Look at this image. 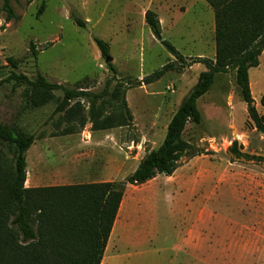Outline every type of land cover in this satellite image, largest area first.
<instances>
[{
	"label": "rangeland",
	"instance_id": "rangeland-1",
	"mask_svg": "<svg viewBox=\"0 0 264 264\" xmlns=\"http://www.w3.org/2000/svg\"><path fill=\"white\" fill-rule=\"evenodd\" d=\"M3 6L0 0V81L13 72L31 80L40 73L53 83L91 93H100L108 80L111 91L117 85L126 89L132 125L94 131L87 99L81 104L88 124L81 129L77 121L64 120V114L51 120L57 101L26 109L24 87L0 86V124L38 141L75 129L91 168L82 171V181L67 186L89 184L86 176L98 174L125 182L146 154L162 145L178 108L207 71L194 65L170 71L151 86L128 89L129 81H142L175 61L147 26L146 12L158 16L163 40L187 63L216 57L215 14L204 0H12L11 21ZM96 39L109 45L118 75L102 58ZM9 58L20 62L18 70L8 64ZM260 61L249 74L255 107L264 116V54ZM104 109L105 117L120 113L121 100H109ZM198 109L202 122L188 124L184 139L205 155L183 162L172 178L127 186L103 264H264V134L249 118L236 73L218 75ZM95 132L105 138L91 141ZM235 142L238 153L232 154ZM41 145L30 150L29 168ZM109 253L122 258L110 261Z\"/></svg>",
	"mask_w": 264,
	"mask_h": 264
},
{
	"label": "trees",
	"instance_id": "trees-1",
	"mask_svg": "<svg viewBox=\"0 0 264 264\" xmlns=\"http://www.w3.org/2000/svg\"><path fill=\"white\" fill-rule=\"evenodd\" d=\"M2 1L7 19L11 21L15 16L12 0ZM204 1L215 14L214 60L198 58L187 63L171 43L163 40L158 16L152 11L146 12L147 26L175 61L142 81H129L128 89L151 86L170 71L183 72L194 65H204L207 71L200 75L197 85L178 108L162 145L147 153L125 182L28 189L26 155L36 137L17 127L0 124V264H102L127 186H143L159 176L171 178L183 162L205 155L184 139V133L188 124H201L198 102L211 91L220 74L236 73V84L247 105L249 118L256 130L264 134V116L255 107L249 74L252 69L260 67L264 54V0ZM77 24L84 26L80 21ZM95 42L102 58H110L109 45L100 39ZM30 49L37 57L34 42ZM178 63L180 67H177ZM8 64L14 70L20 66L14 58H9ZM109 68L118 75L113 64H109ZM4 84L25 88L26 109H39L57 101L51 120L64 114V120L77 121L81 129L88 124L81 104L84 99L92 105L90 122L94 131L128 127L133 122L126 89L117 85L111 91V80L100 93L53 83L40 73L31 80L24 74L13 72L0 81V86ZM58 92L63 94L61 99H57ZM109 100H121V110L105 117L104 108L109 105ZM261 104L264 106V97ZM75 133L73 128L63 131L64 135ZM237 146L235 142L229 152L237 154Z\"/></svg>",
	"mask_w": 264,
	"mask_h": 264
},
{
	"label": "crops",
	"instance_id": "crops-1",
	"mask_svg": "<svg viewBox=\"0 0 264 264\" xmlns=\"http://www.w3.org/2000/svg\"><path fill=\"white\" fill-rule=\"evenodd\" d=\"M100 133L101 132L93 133V136L90 137L91 141L104 139L105 137H97V134ZM42 142L43 145L40 146L39 153L32 157L31 168H29V152L34 146ZM32 148L26 155V188L28 189L67 186L74 181H82L85 178L84 175L81 174L82 171L85 168L87 170L91 168L90 161H88L91 160V158L88 157L87 161H85L84 155L82 154L84 145L81 143L77 134H60L57 136L43 138L41 141H38V139H36ZM109 166L110 162L108 161L105 165L106 171H108ZM177 173L178 171L174 175H176ZM87 177L90 179V181L88 182L89 184L110 182L109 179H106L105 177H103V175L100 174L93 177H90L88 175L86 176V178ZM157 178L155 180H157ZM109 241L110 242L105 252V258L103 259V261L106 259V255H108V252H110L112 236L111 240ZM177 249L180 250L181 247L178 246ZM109 258L110 261H113L122 258V256L121 254L112 255L111 253H109Z\"/></svg>",
	"mask_w": 264,
	"mask_h": 264
},
{
	"label": "water",
	"instance_id": "water-1",
	"mask_svg": "<svg viewBox=\"0 0 264 264\" xmlns=\"http://www.w3.org/2000/svg\"><path fill=\"white\" fill-rule=\"evenodd\" d=\"M112 62H113V58L112 57H110V58H108L107 60H106V63L109 65V64H112Z\"/></svg>",
	"mask_w": 264,
	"mask_h": 264
},
{
	"label": "bare ground",
	"instance_id": "bare-ground-1",
	"mask_svg": "<svg viewBox=\"0 0 264 264\" xmlns=\"http://www.w3.org/2000/svg\"><path fill=\"white\" fill-rule=\"evenodd\" d=\"M115 230H116V229H115ZM115 230H114V231H115ZM114 231H113V233H112V236H113V235H114V233H115ZM127 242L129 243V240H128V239H127Z\"/></svg>",
	"mask_w": 264,
	"mask_h": 264
}]
</instances>
